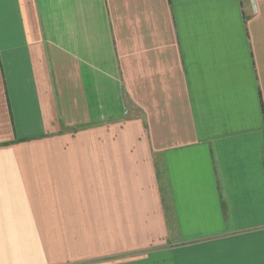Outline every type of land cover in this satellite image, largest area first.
<instances>
[{
    "label": "crops",
    "instance_id": "crops-1",
    "mask_svg": "<svg viewBox=\"0 0 264 264\" xmlns=\"http://www.w3.org/2000/svg\"><path fill=\"white\" fill-rule=\"evenodd\" d=\"M0 264H264V0H0Z\"/></svg>",
    "mask_w": 264,
    "mask_h": 264
}]
</instances>
